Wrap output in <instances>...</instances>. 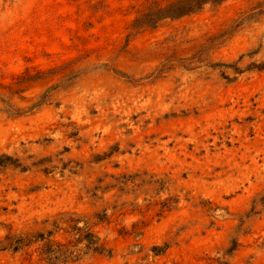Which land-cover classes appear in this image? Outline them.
Listing matches in <instances>:
<instances>
[{"label":"rangeland","instance_id":"1","mask_svg":"<svg viewBox=\"0 0 264 264\" xmlns=\"http://www.w3.org/2000/svg\"><path fill=\"white\" fill-rule=\"evenodd\" d=\"M177 1L0 0V242L69 213L111 254L68 264H264V0Z\"/></svg>","mask_w":264,"mask_h":264},{"label":"trees","instance_id":"2","mask_svg":"<svg viewBox=\"0 0 264 264\" xmlns=\"http://www.w3.org/2000/svg\"><path fill=\"white\" fill-rule=\"evenodd\" d=\"M186 1L188 0H179L176 3L181 14H187L193 9L200 10L207 3L203 0H190L191 4L187 5ZM162 207L169 208L170 205L164 203ZM102 218L100 217L99 220L102 221ZM80 221L79 217L72 214H60L59 218L52 222H45L51 229L21 234L9 233L0 242V248L18 253L36 246L35 251L38 252L44 264H68L82 259L89 253L111 254L101 243L92 227L87 223L80 226ZM61 231L69 236L67 241L63 242L56 238Z\"/></svg>","mask_w":264,"mask_h":264}]
</instances>
